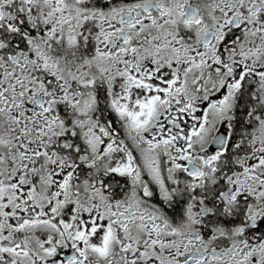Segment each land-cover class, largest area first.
<instances>
[{
    "label": "snow or ice",
    "instance_id": "6c2138e0",
    "mask_svg": "<svg viewBox=\"0 0 264 264\" xmlns=\"http://www.w3.org/2000/svg\"><path fill=\"white\" fill-rule=\"evenodd\" d=\"M0 264H264V0H0Z\"/></svg>",
    "mask_w": 264,
    "mask_h": 264
}]
</instances>
